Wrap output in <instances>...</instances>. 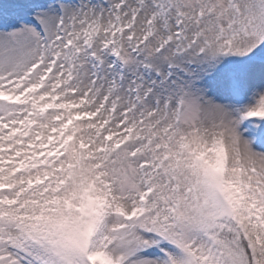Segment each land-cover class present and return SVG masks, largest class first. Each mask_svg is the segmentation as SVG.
I'll use <instances>...</instances> for the list:
<instances>
[{
	"label": "snow or ice",
	"instance_id": "obj_1",
	"mask_svg": "<svg viewBox=\"0 0 264 264\" xmlns=\"http://www.w3.org/2000/svg\"><path fill=\"white\" fill-rule=\"evenodd\" d=\"M0 264H264V0H0Z\"/></svg>",
	"mask_w": 264,
	"mask_h": 264
}]
</instances>
